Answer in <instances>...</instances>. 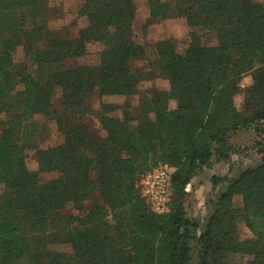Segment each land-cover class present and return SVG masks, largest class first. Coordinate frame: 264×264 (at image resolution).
<instances>
[{"label": "trees", "instance_id": "trees-1", "mask_svg": "<svg viewBox=\"0 0 264 264\" xmlns=\"http://www.w3.org/2000/svg\"><path fill=\"white\" fill-rule=\"evenodd\" d=\"M48 1L0 0V264H194V242L197 264H231L229 255L251 256L239 264H264V150L256 167L209 202L204 226L188 216L184 201L188 185L213 158L230 160V135L264 121V5L147 0L145 27L171 9L186 17L190 42L184 53L172 40L156 43V64L169 89L147 92L137 108L142 119L132 126L118 116L128 105L102 102L94 110L90 99L136 96L152 75L133 67L146 56L135 32L136 1L82 0L79 16L87 24L77 38L36 21L48 14ZM91 42L103 45L97 64L61 68L85 56ZM20 45L24 60L17 63ZM250 73L253 83L242 89ZM57 91L62 110L53 112L63 141L39 150L38 171H32L19 136L26 140L38 131L34 118L52 112ZM162 165L175 168L173 198L168 211L157 214L138 183ZM45 172L59 176L43 181ZM67 208L81 215L60 213ZM241 220L252 237H241ZM52 231L72 245V255L48 247Z\"/></svg>", "mask_w": 264, "mask_h": 264}, {"label": "rangeland", "instance_id": "rangeland-1", "mask_svg": "<svg viewBox=\"0 0 264 264\" xmlns=\"http://www.w3.org/2000/svg\"><path fill=\"white\" fill-rule=\"evenodd\" d=\"M137 5V18L135 22V32L137 39L142 42L146 47V56L144 60H138L134 62L133 67L142 69L145 72L152 73L151 76L147 75L144 77L142 83V89L140 94L132 97L124 96H103L99 97L94 95L90 99V104L94 110H98L102 102L116 103L119 105H128V107H123L118 112V116L123 118L131 119L130 125H138L137 108L140 101L147 92L152 90L167 91L169 89L168 80L164 79L160 75V71L157 67L158 54L156 51V43L161 40H172L177 48V51L184 53L188 48L189 39V27L187 24V19L184 16H179L173 14L172 10H168L162 18L152 19L151 23L145 27L150 18V9L147 0H135ZM171 2V0H166ZM256 2L264 5V0H255ZM82 4V0H50L46 3L48 14L38 17L36 21L39 24L48 27L51 32L59 33L62 35L64 31H68V34L72 38H77L79 36L80 28L86 26L87 21L83 17L79 16V10ZM46 19V20H45ZM30 23H27V26ZM145 27V28H144ZM103 49V45L98 42H91L87 45V54L83 57L65 61L64 67L62 69L71 68L77 64H88L93 65L99 62L100 52ZM15 60L20 63L24 60L23 48L20 45L15 54ZM60 68V67H58ZM253 83V75L246 74L242 77L240 81V87L242 89L249 87ZM19 90H22L21 85L18 86ZM235 103L240 109L244 103V94H238L235 97ZM177 103L174 100L169 102V107L171 109L176 108ZM52 112L48 114H42L35 116L34 120L39 123V129L33 135H29L28 139H24V135H20L18 140L19 147L24 151V158L28 168L32 171H38V159L37 153L41 149H46L48 147L56 146L63 141L62 134L58 131L56 112L54 110L61 109L60 91H57L56 95L53 97L51 106ZM2 119V117L0 118ZM82 123L88 122V119H80ZM95 127L99 129L97 134L99 136L104 135V131L101 130L100 123L98 119H94ZM2 128V125H0ZM233 138V139H232ZM230 144L233 147L230 156V167L224 165L223 160H217L213 158L212 164L223 163L221 168H217L215 175L212 176L210 173L213 172L209 167H204L203 170L206 173L202 174L203 170L197 175H200V181L194 186V190H191L185 195V206L187 214L191 219L200 221L201 226H204L208 217L211 214L210 201L217 200L219 194L226 188L228 182L232 178L237 177L243 170L247 168L256 167L261 161L260 152L264 150V121L260 122L257 126H253L249 129L240 130L236 133L230 135ZM211 164V165H212ZM171 171H175L173 166L168 165ZM207 168V169H206ZM212 170V171H211ZM229 174L230 176L222 178V174ZM202 174V176H201ZM59 176L58 172H45L40 173V178L43 181L50 180L52 178H57ZM213 177V178H212ZM222 178L224 181L221 183L219 190L213 192L211 191L212 185L210 182H216L217 179ZM215 181H214V180ZM221 179V180H222ZM189 190V187H188ZM187 191V189H186ZM211 196L212 198L206 203V199ZM173 195L171 196V199ZM236 204L240 205V198H236ZM149 209L152 207L149 205ZM153 211V210H152ZM154 212V211H153ZM61 214L80 216L81 214L73 208H67L60 212ZM158 214V213H157ZM107 222L114 226L116 222L112 217L107 219ZM238 231L242 238L252 237V233L247 228L243 220L239 221L237 224ZM48 247L59 253L72 255V245L70 243L64 242L63 237L58 234L57 231L50 232V240ZM131 248V245L126 246V249ZM193 254L195 258L194 264H197L196 260L198 257L199 246L197 243H193ZM245 260L246 257L240 258L238 255H229L227 261L229 263L238 262L240 260Z\"/></svg>", "mask_w": 264, "mask_h": 264}, {"label": "built area", "instance_id": "built-area-1", "mask_svg": "<svg viewBox=\"0 0 264 264\" xmlns=\"http://www.w3.org/2000/svg\"><path fill=\"white\" fill-rule=\"evenodd\" d=\"M172 174L168 165H162L143 174L139 190L155 213L162 214L169 209L172 196Z\"/></svg>", "mask_w": 264, "mask_h": 264}, {"label": "crops", "instance_id": "crops-1", "mask_svg": "<svg viewBox=\"0 0 264 264\" xmlns=\"http://www.w3.org/2000/svg\"><path fill=\"white\" fill-rule=\"evenodd\" d=\"M233 139V138H232ZM224 163V165L226 166V167H230L231 166V164H230V160H228V161H224L223 162ZM222 163V164H223ZM222 164L221 163H219V164H216V163H213L209 168L210 169H212L213 170V172H211L210 174L212 175V176H219V175H215L216 173V171H217V168H221V166H222ZM207 169V168H206ZM211 170V171H212ZM173 172V171H172ZM206 173H208V170L206 171ZM205 172H204V170H203V172H202V174L204 175V174H206ZM202 174H201V176H202ZM222 177H229L230 175L229 174H227V173H225V174H222L221 175ZM200 175L199 176H196L192 181H191V183L188 185V187H189V190H188V187H187V193L188 192H190V188H191V190H194V186H197L196 184L200 181ZM213 178V177H212ZM210 184L212 185V189H211V191H213V192H215V191H217V190H219V188H220V185H221V183L220 182H218V184H214V182H210ZM212 197L211 196H209L207 199H206V203L208 202V200H210ZM238 256H240V255H238ZM243 256H240V258H242ZM246 257V259L244 260H240V261H238V262H232L231 264H239V263H245V262H247L248 260H249V258H251V256H245Z\"/></svg>", "mask_w": 264, "mask_h": 264}]
</instances>
